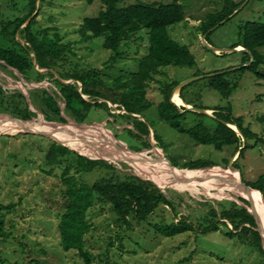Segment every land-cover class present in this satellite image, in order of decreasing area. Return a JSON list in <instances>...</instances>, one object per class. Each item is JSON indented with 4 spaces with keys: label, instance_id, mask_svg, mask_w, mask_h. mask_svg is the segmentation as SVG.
<instances>
[{
    "label": "rangeland",
    "instance_id": "obj_1",
    "mask_svg": "<svg viewBox=\"0 0 264 264\" xmlns=\"http://www.w3.org/2000/svg\"><path fill=\"white\" fill-rule=\"evenodd\" d=\"M30 1L0 0V26L2 21L7 22L15 14H20ZM149 3L165 5L179 3L184 6L185 20L170 27L169 34L173 40L187 46L196 60L194 67L168 66L162 68L160 74L155 75L154 82H151L147 90V99L153 103V107L142 115H136L151 128L149 135L140 134L134 126L135 121L123 116L126 113L124 108L110 100H106L109 110L95 108L89 114L84 125L92 127L75 125L72 122L76 120L66 113V104L52 77L40 83L28 81L18 71L7 67L3 61H0V86L9 96L17 93L28 96L29 108L37 114L30 120H35V125L61 132L60 135L66 140L71 137L69 136L71 132L81 134L85 139L65 141L53 138L55 141L82 152L81 154L89 159H109L111 163H108L114 165L120 175H138L140 178L170 186L161 188L157 185L167 198L173 201L178 214L168 206H161L155 217L149 221L143 223L132 221L131 230L118 225L117 217L110 205L98 202L88 215L93 226L92 232L86 236V249L93 256L91 264H264L259 241L250 234L242 238L228 239L224 236L225 228L222 227L221 231L206 236L198 232H188L167 238L154 229L157 224L179 221L182 218L188 219L197 227L199 217L202 214L207 215L212 207L221 212L223 209H233L230 203L236 201L232 199L249 198L230 186L227 177L222 181L206 177L212 170L230 171L228 161L234 157V148L217 151L212 146L201 145L160 120L157 107L163 101L159 90L161 86L174 82L182 83L196 76L216 72L231 73L227 79L232 81L236 91L229 99L222 98L217 91L209 88V82L204 78L187 85L183 92L184 99L176 97V104L182 110L185 103L182 100H186L195 108L210 109L212 116L215 115L213 110L228 109L233 122L241 119L243 127L256 137L246 140L238 134L242 138L243 149L245 146L247 149L244 156L234 163L237 164V172H240L243 181L246 182H257L264 175V123L258 120L264 115V77H258V74L264 75V64L259 66L257 73L250 70L233 71L243 66L241 64L244 54L240 52L217 54L208 49L202 41L206 36L207 42L215 49H234L236 45L243 44L240 33L243 26L248 22L264 23V1L123 0L118 6L126 8ZM237 6V10L229 15ZM37 9L35 16L38 27L35 31L49 28L52 36L58 33L62 38V44L71 45L75 51V56L70 55L67 61L61 62L58 68L51 70L56 79L60 78L59 73L76 74L94 70H98L104 76V80L132 78L138 70L139 62L148 54L149 41L145 31L138 35L139 39H142L140 42L131 40L128 46H123L117 61L111 64L109 61L114 53L104 48V37L82 40L79 34L80 27L85 18L97 17L104 9L101 0H95L91 5L87 0H39ZM212 15L223 16L225 20L210 29L207 34H203V26ZM7 39L11 41L9 35ZM17 40L22 46H29L20 33ZM6 45L0 41V46ZM259 53L264 55V48L259 49ZM31 57L34 64L37 63L33 53ZM38 70L44 74L48 73V70H41L39 66ZM63 81L76 83L74 80ZM77 85L79 90H82L81 84ZM42 90L59 96L57 101L68 125H62L63 123L59 121H49L54 124L46 122L43 113L46 108L41 102ZM107 94L112 97V93ZM116 97L119 99V96ZM9 98L19 100L15 97ZM85 99L92 103L104 102L92 101L88 97ZM178 99L182 105L177 103ZM181 121L187 129L199 123L211 129L217 125L216 117L200 118L195 114H188L185 120ZM11 124L14 123L9 122L0 127V218L5 221L8 234L6 238L0 236V259L6 261V264H31V261H40L42 264H86L76 251L66 252L60 244L58 226L60 215L65 210L63 199L65 188L60 176L61 171L57 167L46 166L44 161L48 147L55 141L39 135L2 131L10 129ZM156 135L159 142L155 139ZM146 143L149 144V148L145 146ZM115 145L125 153L143 157L142 162L136 163L116 155L119 151L115 149ZM157 151L161 152V155ZM167 160L178 165L179 170L192 178L206 175L201 180H194L192 185L197 192L186 188L188 181L182 178L170 180L164 175L157 176L150 171H162L163 165L166 168L172 167ZM196 161L218 166L206 172L199 171L203 169H181L188 163ZM113 175V172L99 167L91 174L81 175L80 178L91 184ZM262 190L264 192V183ZM262 196L264 199L263 194ZM250 201L254 203L255 208H249L257 214V203L253 199ZM256 217L258 227L243 225L241 228L248 226L260 232L263 238L261 226L264 228V219L262 224L261 220L259 223L258 214ZM229 227L233 229L231 225ZM241 228L236 233H239Z\"/></svg>",
    "mask_w": 264,
    "mask_h": 264
},
{
    "label": "trees",
    "instance_id": "obj_2",
    "mask_svg": "<svg viewBox=\"0 0 264 264\" xmlns=\"http://www.w3.org/2000/svg\"><path fill=\"white\" fill-rule=\"evenodd\" d=\"M38 1L31 0L23 7L20 14H15L7 22L2 21L0 41L7 45L6 47L0 46V61L5 62L7 67L18 71L28 81L40 83L46 78L52 77L54 79L53 83L57 86L66 104V113L70 114L79 124L86 123L89 114L95 108L109 110L106 100H110L112 103L120 104L124 108L126 113L123 116L135 121L134 126L140 134L149 135L150 127L147 123L139 120L133 114L142 115L146 110L153 107V103L147 99V90L150 88L151 82H154L155 75L160 74L161 69L168 66H196L195 57L190 49L173 40L169 34L170 27L185 20L184 6L179 3L166 5L149 3L120 8L118 4L123 0H101L104 9L97 17L85 18L79 34L82 40L104 37V48L114 53L110 58V64L117 61L123 46H128L131 40H137L138 42L142 40L138 37L142 31H145L149 41L148 54L139 62L138 70L132 78L119 77L114 81H109L104 80V76L98 70L77 72L76 74L59 73L60 78H55L51 70L58 68L62 64L61 62L67 61L70 55L75 56V51L71 45L62 44V38L58 33L52 36L49 28L35 31L38 27L37 17L34 16L38 10ZM94 1L87 0L90 5ZM237 8L238 6L229 15H232ZM222 17L210 16L206 25L203 26V34H207L210 29L225 20ZM19 33L29 46H22L17 40ZM240 33L243 44H238L234 48L243 47L248 50V52H240L245 55L241 66L251 62L252 58L249 52L253 55L254 62L250 66L238 70L241 72L250 70L257 73L259 66L264 64V55L259 53V49L264 48V23L248 22L243 26ZM8 35L11 41L7 39ZM32 53L35 55L39 68L48 70L47 74L41 73L35 68L31 57ZM229 76H231V73L224 72L206 78L209 82V88L217 91L224 99H229L236 91L232 81L227 79ZM258 77L263 78L264 75L258 74ZM63 80H74L76 83L67 84ZM77 83L81 84L82 90H79ZM179 84V82H174L159 88L163 101L157 109L162 122L169 124L179 133L188 135L195 142L212 146L217 151L234 148V155L243 147L242 138L247 140V138L256 137L255 134L243 127L241 119L233 122L230 119L228 109L224 111L213 110L215 111L214 116L201 115L195 112L181 113L175 105L176 102L173 100V103L172 101V93ZM184 90L185 87L182 89L181 99H184ZM108 92L112 93L111 98L108 96ZM116 95L119 96V99ZM9 97H15L20 102ZM58 97L56 93L52 95L47 90L41 91V102L46 108L43 113L47 121H59L67 124L61 106L57 101ZM85 97L92 101L104 100V102L92 103L87 101ZM182 101L187 105H192L187 103L186 100ZM182 110H185V108L183 107ZM205 110L211 111L210 109ZM3 113L20 119L21 122L24 121L25 123L22 124H34L35 120H30L37 115L30 110L24 94L17 93L9 96L6 90L0 86V116ZM188 114H195L200 118L216 117L217 125L214 129H211L204 126L203 123H199L193 128L187 129L184 122L181 123V120H185ZM110 115L114 117V115ZM0 118L6 119L5 116ZM258 120L264 123V115L259 117ZM226 123L237 126L242 132V138ZM155 139L159 142L157 135ZM145 146L150 147L147 143ZM246 149L247 146L240 152L238 159L244 156ZM44 161L46 166L57 167L61 171L60 176L65 188L63 191L65 210L60 215L58 226L60 244L66 252L76 251L85 260L86 264H91L93 258L92 254L86 249V236L93 230L88 215L98 202L110 205L117 217L116 222L118 225L127 230L133 228L132 221L143 223L155 217L154 215L158 209L160 210L161 206H168L174 213L178 214L173 201L168 199L158 187H170L163 183L156 181L153 183L135 175H120L121 173L114 165L104 160L89 159L55 142H52L48 147ZM173 165L180 168L174 163ZM236 165L234 164V168L238 170ZM217 166L206 164L204 161H196L188 163L181 169H206L199 170L206 172L209 168ZM99 167L108 172H113L114 175L91 184L80 178L81 175L91 174ZM244 182L246 181L244 180ZM246 183L252 189L258 190L257 193L264 195L262 190L264 175L257 182ZM244 199L239 200L250 207L248 200ZM230 204H232L233 209H223L221 212L212 207L207 215L202 214L199 217L197 227L188 219L182 218L179 221L157 224L154 229L162 236L174 238L188 232H198L206 236L210 233H217L224 227L223 234L228 239L242 238L246 234L255 237L259 241L260 252L264 255V243L261 233L248 226L241 228L243 225H250L253 228L258 227L254 217L244 207H240L234 202ZM229 225L233 229H230ZM240 228V232L236 233ZM0 236L3 238L8 236L3 218H0ZM0 263L6 264V261L0 259ZM30 263L42 264L40 261H31Z\"/></svg>",
    "mask_w": 264,
    "mask_h": 264
},
{
    "label": "bare ground",
    "instance_id": "obj_3",
    "mask_svg": "<svg viewBox=\"0 0 264 264\" xmlns=\"http://www.w3.org/2000/svg\"><path fill=\"white\" fill-rule=\"evenodd\" d=\"M176 97H180L178 95V93H176L174 95V97H173V100L175 102H176ZM180 101L181 100L178 99L177 103H179V105H182V103ZM9 122L10 123H14V124H11L10 129H4V130L1 129L2 131L8 130L7 132L10 131V132H17V133H20V132H23V131H26V130H29V131H40V132L48 133L49 135L52 136L51 138L58 139V140L68 141V140L73 139L72 141H77V140L85 141V139L81 136V134H76V133L71 132L70 135H69L71 137L68 140H66V139L63 138L64 136L62 137V135H60V133H61L60 131H59L60 133H58V132H56V131H54L52 129H45L44 127H42V125L22 124V123H25V122H21V121H8V120H5V119L0 118V127L2 125H5L6 123H9ZM15 122H19V123H15ZM231 127L234 128V130H236V128L234 126H231ZM58 128H60V127H58ZM69 136H67V137H69ZM114 147H115V149L117 151H119L118 153H116V155H118V156H120L122 158H128L130 160L135 161L136 163H141L142 162L141 159L143 157L138 156V155H131L129 153H125L122 149H120L119 147H116V145ZM120 152H123V153H120ZM157 153H160V155H161V152H158L157 151ZM107 157L110 158V159H112L109 156H107ZM143 168L148 169L146 167H143ZM161 168H162V171H154V170L152 171L150 169H148V170H150L153 174L155 173L157 176L158 175H164V176H166L167 179H170V180H172L174 178L175 179L182 178V179L188 181V183H186V188L191 189L193 192L194 191L197 192L195 190V187H193V185H192V184H194V180H196V179L201 180V179H203L202 177H205L206 176V175H201V177H199V178L196 177V179H195V177L192 178V177L188 176L187 174H185L184 171L179 170V169H173L172 167H168L169 168L168 169L164 165L161 166ZM206 177H212L214 179L221 180V181L224 180V179H226V177H227V180L230 182V186H232L235 189L239 190L242 193L243 196H244V194L246 196H248L249 197V198H247L248 201H250V199H253L257 203L256 207H257V211H258L257 214H258V217H259L258 220H259V223H260V220H261V222L263 224V219H264V199H263V196H262V194L257 193L256 191H253L252 193L247 192L244 189V186L242 185L241 176H240V173L239 172H237V171H234V172L233 171H223V170H218L217 169V170H212ZM257 214H256V216H257ZM261 228H262V233H263L262 235H263V238H264V228L262 226H261Z\"/></svg>",
    "mask_w": 264,
    "mask_h": 264
},
{
    "label": "water",
    "instance_id": "obj_4",
    "mask_svg": "<svg viewBox=\"0 0 264 264\" xmlns=\"http://www.w3.org/2000/svg\"><path fill=\"white\" fill-rule=\"evenodd\" d=\"M36 15V14H35ZM34 15V16H35ZM29 22V21H28ZM202 41H203V43H204V45L208 48V49H210L211 51H213V52H215V53H217V54H220V53H239V52H243V51H247L248 52V50H246V49H244L243 47L241 48V49H239V48H234V49H215V48H213L208 42H207V40H206V36H204L203 37V39H202ZM249 55L251 56V58H252V60H251V62H249V63H247V64H245V65H243L242 67H240V68H238V69H242V68H244V67H247V66H250L251 64H252V62H254V57H253V55L249 52ZM35 68L38 70V64L37 63H35ZM12 69V68H11ZM238 69H234L233 71H236V70H238ZM16 71V70H15ZM39 71V70H38ZM40 72V71H39ZM42 73V72H41ZM217 74H221V73H217ZM217 74H211V75H204V76H196V77H194V78H192V79H189V80H186V81H184V82H182V83H180L178 86H176V88L174 89V91H173V93H172V98L174 97V95L176 94V93H178V95L180 96L181 95V92H182V89L184 88V87H186L187 85H189L190 83H192V82H194V81H197V80H201V79H204V78H207V77H213V76H215V75H217ZM65 83H67V84H73V82H65ZM39 86H43L42 84H39ZM25 97L27 98V100H28V96L27 95H25ZM172 101H173V99H172ZM173 103H174V101H173ZM175 105L177 106V108L179 109V111L181 112V113H185V112H195V113H198V114H201V115H208V116H212L211 115V111H208V110H203V109H198V108H195V107H193V106H190V105H187V104H184V108H185V110H181V107L180 106H178L176 103H175ZM3 116H6L5 118V120H8V121H22V120H19V119H16V118H14V117H12V116H10V115H2V116H0V117H3ZM133 116H136V115H134L133 114ZM136 117H139V116H136ZM140 119V118H139ZM24 122V121H23ZM47 123H49V124H54V123H52V122H49V121H46ZM72 123H74L75 125H78V126H80V127H92V126H85L84 124H79L78 122H76V121H73ZM231 129H233L231 126L232 125H230V124H228V123H226ZM62 125H67V124H62ZM235 126V125H234ZM236 128H237V131L236 130H234V131H236L238 134H240L241 136H242V132H241V130L236 126ZM150 130H151V128H150ZM19 134H25V135H27V134H31V135H39V136H43V137H48V138H50V139H52V140H54L53 138H51L52 136L51 135H49L48 133H45V132H40V131H29V130H26V131H23V132H20ZM55 141V140H54ZM245 141V140H244ZM57 144L59 143L58 141H55ZM59 144H61V143H59ZM62 146H64V147H67V148H69L71 151H74V152H76V153H78V154H80V155H82L79 151H77V150H74V149H71L70 147H68V146H66V145H64V144H61ZM243 150V147H241L240 148V150H239V152L236 154V155H234V157L229 161V164H228V169L230 170V171H237V169L236 168H234V163L237 161V159L239 158V155H240V152ZM136 154H140L139 152H135ZM238 155V156H237ZM82 156H84V155H82ZM85 157H87V156H85ZM88 158V157H87ZM91 159V158H90ZM92 160H104V161H107V162H110L109 160H107V159H104V158H100V159H92ZM169 163H170V165L173 167V169H179L178 167H175L174 165H172V163L169 161V160H167ZM111 163V162H110ZM126 164H128V163H126ZM129 165V164H128ZM209 169H211V168H209ZM184 170H190V169H184ZM203 170H206V169H203ZM239 172V171H238ZM240 173V172H239ZM138 176V175H137ZM240 176H241V174H240ZM139 177V176H138ZM142 178V177H141ZM142 179H144V178H142ZM144 180H147V181H150V182H153V183H155L154 181H152V180H150V179H144ZM241 182H242V185L244 186V189L247 191V192H249V193H252L253 191H258V190H254V189H252L246 182H244L243 181V178H242V176H241ZM157 185V184H156ZM260 192V191H259ZM233 201H236V203H238V204H240L242 207H244L245 209H247L251 214H252V216L254 217V219H255V221H256V223H258V221H257V217H256V214L254 213V212H252L251 210H250V208L248 207V205H245L244 203H242V202H240L239 200H236V199H232ZM249 202V205H250V207H254V203L253 202H251V201H248ZM255 208V207H254ZM260 233V232H259ZM262 240H263V238H262ZM264 243V242H263Z\"/></svg>",
    "mask_w": 264,
    "mask_h": 264
}]
</instances>
